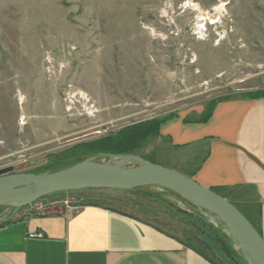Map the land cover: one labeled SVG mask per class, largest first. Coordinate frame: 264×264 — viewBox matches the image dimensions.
I'll return each instance as SVG.
<instances>
[{"label": "rangeland", "instance_id": "rangeland-1", "mask_svg": "<svg viewBox=\"0 0 264 264\" xmlns=\"http://www.w3.org/2000/svg\"><path fill=\"white\" fill-rule=\"evenodd\" d=\"M263 91L264 0H0V170L60 171L89 158L85 144L125 128L194 118L211 102ZM139 153L178 172L198 165L162 137ZM58 197L29 207L35 213L43 203L45 214H56L64 199L83 197L180 241L194 235L217 244L179 212L212 226L242 256L221 227L163 189ZM228 198L248 213L242 200ZM0 207L2 221L13 208Z\"/></svg>", "mask_w": 264, "mask_h": 264}, {"label": "crops", "instance_id": "crops-1", "mask_svg": "<svg viewBox=\"0 0 264 264\" xmlns=\"http://www.w3.org/2000/svg\"><path fill=\"white\" fill-rule=\"evenodd\" d=\"M203 114L169 121L161 136L193 154L186 162L198 163L194 179L202 186L249 189L244 193L258 208L264 238V97L221 100L208 121ZM60 207L56 214L27 207L1 226L0 264H247L210 240L211 261L164 229L98 201L72 212Z\"/></svg>", "mask_w": 264, "mask_h": 264}, {"label": "water", "instance_id": "water-1", "mask_svg": "<svg viewBox=\"0 0 264 264\" xmlns=\"http://www.w3.org/2000/svg\"><path fill=\"white\" fill-rule=\"evenodd\" d=\"M14 171L13 167L0 170V206L13 208L0 227L22 209L54 194L158 187L219 220L228 229L233 244L247 264H264V238L241 211L224 197L177 170L136 155L99 154L55 173Z\"/></svg>", "mask_w": 264, "mask_h": 264}, {"label": "trees", "instance_id": "trees-1", "mask_svg": "<svg viewBox=\"0 0 264 264\" xmlns=\"http://www.w3.org/2000/svg\"><path fill=\"white\" fill-rule=\"evenodd\" d=\"M264 97V91L263 93H249V94H244L242 96V99H252L256 100L259 98ZM224 100V99H223ZM218 101V100H217ZM219 102V101H218ZM214 103L211 102L210 106L207 107L206 111H204V114L202 115V122H206L210 119L211 113L213 112L214 108ZM176 117H169L167 119H154L151 121H146L142 122L138 125L128 127L123 129L121 132H119L117 135L113 137H108L106 139H102L99 141H93L91 143L85 144L84 147L87 148L88 154L87 157H94L97 156L100 153L104 154H111V155H136L141 157L142 159L152 162L154 164L159 165L155 160L152 158H146L145 156L141 155L140 156V148L144 144V142L149 141L151 138H161V128L163 125L168 123L169 121L175 119ZM78 149V148H76ZM76 149L72 150L71 152H75ZM79 163V162H78ZM75 165V164H74ZM73 166V165H72ZM162 166V165H160ZM71 167V166H69ZM67 167V168H69ZM164 167V166H163ZM64 168V169H67ZM62 169V170H64ZM61 171V170H60ZM197 171V170H196ZM196 171L194 170L193 172H184L181 171V173L194 178ZM57 171H53L50 173H55ZM37 174H47V173H37ZM213 192L217 193L218 195L224 197L228 201H230L237 209L241 211V213L251 222V224L257 229V231L261 234V230L259 227V213H258V208L255 205L253 201L250 200L251 194L249 189H245L243 187L235 188V189H228V188H216V189H211ZM244 191H247L249 194L244 193ZM72 193V192H71ZM66 193H58L51 195L46 198H61L64 197ZM228 196H233L236 199L242 200L244 205H245V210L248 211L245 212L243 211L239 206H237L234 202L229 200ZM3 209L2 207H0ZM25 209V208H24ZM23 209V210H24ZM177 212V210H175ZM178 216L182 217L188 225L189 228H193L194 231H196L198 234L201 235V237H207L213 239L220 247L224 250L225 253H227L229 256L232 258L237 257L236 253H234V250L231 249L233 248L229 242H227L223 237H221L220 234L216 230L213 229L212 226L208 225H203L200 226L197 224L196 221L192 220V218L187 215V214H182L178 212ZM161 228V227H160ZM192 232V231H191ZM188 233L190 231L188 230ZM192 235V233H190ZM176 238V237H175ZM192 239H195L193 242ZM187 241H181L185 246L195 250L197 253L202 255L203 257L209 259L212 261L213 253L210 250V248L204 243L203 240L200 239V237H195L192 235L191 237L188 238ZM198 240V241H197ZM189 243V244H188ZM194 243L196 244L194 247ZM198 244V245H197Z\"/></svg>", "mask_w": 264, "mask_h": 264}, {"label": "built area", "instance_id": "built-area-1", "mask_svg": "<svg viewBox=\"0 0 264 264\" xmlns=\"http://www.w3.org/2000/svg\"><path fill=\"white\" fill-rule=\"evenodd\" d=\"M6 169V168H4ZM2 170V169H1ZM85 198H80V199H72V200H69V199H66L65 201H62L61 204H64L65 207H66V212H72L76 209H78L81 205H83V202H84ZM60 204V205H61ZM47 205L45 204H39L37 207H36V213L38 214H45V211H44V208H46ZM37 237H41V235H32L31 238H37Z\"/></svg>", "mask_w": 264, "mask_h": 264}, {"label": "bare ground", "instance_id": "bare-ground-1", "mask_svg": "<svg viewBox=\"0 0 264 264\" xmlns=\"http://www.w3.org/2000/svg\"><path fill=\"white\" fill-rule=\"evenodd\" d=\"M197 29L199 30V32H197L196 34L197 35H199L200 33V35H202V32H200V31H203V26L202 25H198L197 26ZM199 39H202L201 37L199 38ZM152 188H154V189H160V188H158V187H152ZM201 215L204 217V218H206V219H208L213 225H215V226H217V227H221L223 230H224V233L225 234H227V236H228V238L230 239V241L232 240V238H231V236H230V234H229V231H228V229L219 221V220H217L216 218H214L213 216H211V215H209V214H207V213H204V212H202L201 211Z\"/></svg>", "mask_w": 264, "mask_h": 264}]
</instances>
